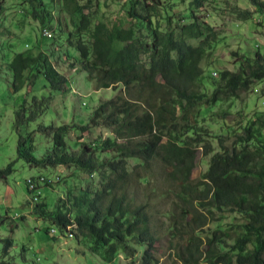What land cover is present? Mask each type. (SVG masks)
Listing matches in <instances>:
<instances>
[{"label": "trees", "instance_id": "trees-1", "mask_svg": "<svg viewBox=\"0 0 264 264\" xmlns=\"http://www.w3.org/2000/svg\"><path fill=\"white\" fill-rule=\"evenodd\" d=\"M5 1L0 0V9ZM81 1L86 4L81 5ZM96 1L63 0V4L72 8V12L80 13ZM251 3L258 6L259 13L264 16V2L251 0ZM138 4L139 0H129L127 12L150 27L151 43H139L132 30H110L97 24L90 37L92 61L87 47L80 41L76 44L81 68L95 81L97 89L116 90L118 85L123 88L113 99L101 102L92 111L88 124L78 129L85 133L102 127L110 130V137L98 138L91 145H81L79 150L73 151L68 148L60 127L39 125L36 130L27 131L29 123L49 108L51 97H33L30 104L25 101L14 112L17 160L40 168L76 165L84 171H96L99 176L98 189L80 190L77 194L67 191L65 200L59 199L48 213L46 204L40 202V193L37 201L28 191L27 181L37 184L38 191L41 186L51 187L52 184L43 177L28 179L26 191L31 202L36 203L33 214L48 220L63 236L69 235L78 244H86L90 252L98 254L105 263H112L119 255L132 258L137 254V247L144 248L140 264H153L157 194L153 188L149 196H143L141 186L147 184L146 174H159L166 190L160 196L172 193L182 202L195 203L202 209L227 210L245 217L241 235L231 244L227 243L225 238L229 236L223 232H215L207 238L203 250L207 257L201 259L202 262L264 264V142L251 125L236 132L230 140L219 136V151L211 155L207 170L195 183L192 174L198 166V145H203V141L200 130L189 126L188 120L190 116L205 117L223 96L237 98L239 93L249 90L253 81L264 82V55L257 50L254 57L245 56L239 60L237 72L223 71L217 80L210 76L205 79L201 62L206 42L210 38L214 42L216 37L212 28L192 15L191 22L181 27L180 38L171 39L172 55L164 49L166 37L157 28H151L149 12L154 8L146 6L147 14L143 16L136 10ZM22 5L26 15L41 27L50 26L52 16L44 0H22ZM244 18H249V14L245 13ZM89 23L86 15L81 16L78 30L86 31ZM191 39L202 41L194 46L188 43ZM116 42L132 44L115 50ZM142 54L148 55L147 64L141 61ZM6 70L12 75L14 92L20 91L26 82L32 84L39 76L52 92L66 93L69 87L67 77L40 51L14 54ZM203 81L214 87L210 96L198 89V83ZM202 106H206L205 111ZM67 129L65 126L62 131ZM37 132L51 140V146L41 159L34 156ZM202 147L204 156L213 152L208 146ZM108 152L115 156L104 162L98 160L99 154ZM128 160L138 162L130 172ZM12 172L13 162L0 169V182H5ZM57 180L59 182V178ZM204 225V222L197 223L198 227ZM172 228H175L174 221ZM198 239L194 236L192 242L190 240L187 247L191 250V259H183L184 264H203L197 262L203 254L196 259L194 253L202 243ZM0 244L3 256H8L12 239H0ZM0 264L10 263L1 260Z\"/></svg>", "mask_w": 264, "mask_h": 264}, {"label": "rangeland", "instance_id": "rangeland-1", "mask_svg": "<svg viewBox=\"0 0 264 264\" xmlns=\"http://www.w3.org/2000/svg\"><path fill=\"white\" fill-rule=\"evenodd\" d=\"M128 2L129 0H97L93 6L88 9L84 7L79 13L65 7L63 0H44L52 16L50 26L45 28L26 15L22 0H6L2 3L0 169L13 162V172L5 182H0V239L11 238L13 246L8 256L4 257L0 244V261L6 260L10 264H140L144 248L135 247L137 254L132 258L119 255L112 263H105L98 254L91 253L86 244H78L69 235L63 236L48 220L33 214L32 209L36 203L31 202V196H28L26 191L28 179L43 177L52 184L51 187L44 185L39 189L40 202L46 204L48 213L55 208L59 199L65 200L67 191L77 194L80 190L98 189L99 176L96 171H84L76 165L40 168L17 160L18 137L13 129L14 112L25 101L30 104L33 97L37 99L51 97L52 103L49 108L37 120L29 123L27 131L36 130L39 125L60 127L68 148L73 151L79 150L81 145H91L98 138L105 139L111 136L110 130L102 127L92 128L85 133L78 130L88 124L92 111L101 102L113 99L123 92V88L118 85L116 90L97 89L95 81L81 68L76 44L80 41L87 47L89 60L92 61L90 37L97 24H103L110 30L113 28L132 30L134 39L139 43H151L150 27L141 19L128 15ZM80 4L86 3L81 1ZM146 6L154 8L149 12L151 28H157L166 37L164 49L172 55L174 50L171 39L180 38L181 27L191 22L192 15L212 28L216 37L214 42L211 41L212 38L206 42L205 56L201 62L205 79L210 76L217 80L223 71L237 72L239 60L245 56L254 57L257 50L264 55V16L259 13L258 6L252 5L251 0H139L136 6L138 14L143 16L147 14L144 10ZM245 13L249 14V18H244ZM83 15L89 18L90 23L86 31H79ZM44 29L51 38L43 36ZM201 41L202 39H191L188 43L199 46ZM131 44L132 42H116L113 47L115 50H121ZM25 51L33 54L39 51L45 53L54 67L67 77L69 84L67 92L50 91L41 76L34 79L32 84L26 82L20 91L14 92L13 78L6 70V64L11 62L14 54ZM141 61L147 64L148 55L142 54ZM198 89L209 96L214 91V87L204 81L198 83ZM205 107L202 106L201 109L205 111ZM188 120L189 126L200 130L203 141V145H198V166L192 174V179L196 183L207 170L211 155L219 151L217 145L219 136L230 140L236 132H241L245 126L251 125L264 142V82L253 81L247 92L239 93L237 98L223 96L222 101L212 107L211 112L205 117L190 116ZM65 126H68L66 132L62 131ZM35 139L37 150L34 156L41 159L51 146V140L39 132L36 133ZM202 146H208L213 152L204 156ZM114 156L113 152L99 154L98 160L104 162ZM137 164L136 160H128L129 172ZM146 177V186H141L142 195L149 196V190L153 188L157 194L154 200L155 212L158 214L154 219L157 238L153 264H184L183 259H191L189 256L191 250L187 246L194 236L202 242L201 244L198 242L199 251L194 252L196 259L203 254L197 262L206 264L201 261L207 257L203 250L207 238L213 233H226L229 236L225 238L228 244L241 235V226L246 223L243 215L227 210L202 209L195 203L182 202L172 193L165 192L160 196L165 190L160 180L162 178L159 174H146ZM198 222H204L205 225L198 227ZM250 248L251 246H248V249Z\"/></svg>", "mask_w": 264, "mask_h": 264}, {"label": "built area", "instance_id": "built-area-1", "mask_svg": "<svg viewBox=\"0 0 264 264\" xmlns=\"http://www.w3.org/2000/svg\"><path fill=\"white\" fill-rule=\"evenodd\" d=\"M43 36L46 37H51V35L45 30V34ZM28 186V191L31 193V195H35L37 197L38 201V196H39V191L37 189V184H35L32 180L27 182Z\"/></svg>", "mask_w": 264, "mask_h": 264}, {"label": "clouds", "instance_id": "clouds-1", "mask_svg": "<svg viewBox=\"0 0 264 264\" xmlns=\"http://www.w3.org/2000/svg\"><path fill=\"white\" fill-rule=\"evenodd\" d=\"M45 30V29H44Z\"/></svg>", "mask_w": 264, "mask_h": 264}]
</instances>
